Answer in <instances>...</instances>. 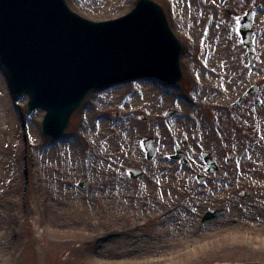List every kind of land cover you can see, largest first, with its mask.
<instances>
[{
    "label": "rangeland",
    "instance_id": "rangeland-1",
    "mask_svg": "<svg viewBox=\"0 0 264 264\" xmlns=\"http://www.w3.org/2000/svg\"><path fill=\"white\" fill-rule=\"evenodd\" d=\"M153 1L164 10L179 41L188 42V50L181 62L182 81L158 92V105L154 108L158 118L153 119L146 109L134 113L142 131L137 141L142 148V157L137 158L142 164L131 167L149 169L145 175L152 179L154 167L160 164L155 163V157L147 158L144 140L179 133L187 134L188 140L191 138L189 154H195L199 160L197 163L191 158L195 162L192 171L204 170L202 150L210 153L219 165V171L210 176L209 184L198 193V181L193 176H181L177 171L166 174L163 167L160 168L161 175L171 176L167 179L171 180L168 186L160 184L161 189L154 188L146 196H121L118 204L115 195L108 200L105 188H108L111 168L117 166L115 168L127 171L129 167L103 160L106 148L109 151L115 143L100 140L98 121L100 118L109 121L110 128L121 136L119 144L128 147L129 137L125 131L130 119L127 94L111 99L107 105L100 100L104 89L87 93L82 102L83 109L72 114L64 135L51 139L43 131L45 110L27 111L28 97L14 93L9 73L0 61V75L10 87L7 94L0 86V110L3 104L9 108L4 118H0V129H10L6 135L0 134V264L264 263V162L256 168L254 177L242 179L240 176L241 166L248 163L252 151L264 140L260 135L264 129V56L257 47L264 21L257 20V16H264V4H260V0H215L223 15L219 17L215 8L213 19L228 21L237 40L232 56L237 61V75L231 92L224 90L215 101L219 105L213 106L207 102L212 96L207 88L206 74L209 72L206 68H214L217 73L224 72L227 66L224 62L211 64L212 48L204 45L211 22L202 24L203 16L198 20L191 17L190 24L180 23L177 28L173 25L171 9L177 19L183 18L185 0H174L178 6L173 2L171 5L169 0ZM66 2L79 15L104 21L130 12L138 0ZM227 5L233 6L229 15L225 11ZM249 9L255 13L253 61L249 59L239 31ZM194 72L199 77L193 75ZM241 72L243 77H239ZM192 76L199 80L193 82ZM253 85H257L258 90L236 104L237 98ZM215 86L217 92L219 86ZM190 89H194L199 97L198 106L192 109H188L187 101ZM117 99L119 102L115 104ZM170 108L178 111L175 118L190 114L189 119L176 122L167 119ZM118 110L121 111L119 115ZM169 127L175 132H162ZM172 139L175 141L176 136ZM7 142L10 144L8 150ZM160 148L158 157L167 159L164 149L168 148ZM232 155L236 160L230 164L228 160ZM89 159L92 163L87 171ZM171 162L175 165L176 160ZM84 178L95 182L101 193L91 195L79 189L77 182ZM43 193L48 195L45 203L41 198ZM216 209L224 210L222 216L203 220L208 211ZM167 210L171 212L168 218ZM115 218L123 221L117 223ZM67 227L76 232H63Z\"/></svg>",
    "mask_w": 264,
    "mask_h": 264
},
{
    "label": "water",
    "instance_id": "water-1",
    "mask_svg": "<svg viewBox=\"0 0 264 264\" xmlns=\"http://www.w3.org/2000/svg\"><path fill=\"white\" fill-rule=\"evenodd\" d=\"M253 31L246 16L240 32L251 58ZM181 50L164 11L150 0H140L129 14L104 22L82 18L65 0H0V57L16 93L29 95L28 111H47L44 131L53 138L64 134L92 88L150 76L180 81ZM147 149L152 157V140ZM208 163L214 172L216 164ZM221 214L209 212L206 219Z\"/></svg>",
    "mask_w": 264,
    "mask_h": 264
},
{
    "label": "bare ground",
    "instance_id": "bare-ground-1",
    "mask_svg": "<svg viewBox=\"0 0 264 264\" xmlns=\"http://www.w3.org/2000/svg\"><path fill=\"white\" fill-rule=\"evenodd\" d=\"M219 1L221 2V0ZM172 2L174 6L177 5L176 1L173 0ZM261 3L264 4V0H260V4ZM183 6H185L184 8L186 9V14H185L186 16L184 15L183 18L178 17L177 19L175 14V20H174L175 23L173 25L177 28L178 27L180 28V23L190 24L193 21L191 20V17L198 20L200 19V16H203L202 24L203 23L208 24L209 22H211L210 29H208L209 33H206V39L204 45L211 46L212 48L213 57L211 59V64L217 65L219 63L224 62L227 66L225 67L226 70H224V72L217 71V73H215L214 68H210V67L206 68L207 72H209L208 74H206L208 80L207 88L210 89L211 91L210 96H212V98L208 99L207 102L209 103V105L218 106L219 105L218 102L215 103V101L220 99V97L225 91L229 90V92H231V87L236 81L235 76L237 75L236 74L237 61L232 56L235 54L237 40L233 35L231 26L228 25L227 23L228 21H226L225 19H221V20L213 19L215 15L213 9L215 8L217 9V14L219 15V17L223 15V12L220 9H218L219 6L215 5V3L212 2V0H193V3H191L190 0H185ZM232 10H233V6L227 5L225 10L226 14L229 15L232 12ZM257 18H258L257 20L260 21L261 19H264V16L263 14H260L259 16H257ZM262 28H263V34L257 41L258 43L257 47H258V51L264 56V21L262 24ZM215 57H217V60ZM262 64H264V61ZM216 75H218V78H215ZM243 76L244 74L241 72V75L239 77H243ZM215 85L219 86L217 92H216L217 87ZM0 86L1 88L4 89V91L7 94L10 93L9 84L8 82L4 81L1 75H0ZM170 87L173 86L166 83L164 84L153 77H146V78H140L130 83H125L110 87L104 92L100 93L101 94L100 100H104L107 103V105L109 104V101L111 99H116L117 96L126 93L127 94L126 103L128 105L127 113L130 115V119L128 122L129 128L125 130L128 134L126 136L129 137L128 147H123L121 144H119V140L121 136L115 134V129L110 128L111 126L109 121H105L102 118H100V120L98 121V127L100 130V140L102 141L105 140L106 143H111L112 145L113 143H115V146L113 148L112 147L109 148V151H108V147L106 148L105 156L102 157L105 158L103 159L105 162H108V164H113V165L123 164L126 165L127 167L142 164V161H140L137 158V156L139 157V155L142 157V148L137 145L138 137L140 136L142 131L140 125L136 122L137 118L134 115V113L146 109L150 111L151 117L153 119L158 118V114L155 113V109H154L157 108L158 105V98L156 97L158 96L159 91H163V88L167 89ZM164 92L166 91L164 90ZM216 93L218 95H216ZM118 102L119 100L117 99L114 103L116 104ZM3 110H5V112H2ZM8 111H9L8 106H5L3 104V109L0 110V118H4L6 112ZM189 115L185 114L179 116L178 119L175 120V122L178 120L182 121L184 120V118L189 119ZM9 118L12 119L10 116ZM151 127L152 126H150V128ZM9 130H10L9 127H7V129L3 128L0 133L1 136L8 134ZM165 131L166 130L162 132ZM260 135H262L264 139V129L262 131V134ZM9 145L10 144L7 142L6 144L7 150L9 149L8 147ZM164 150H165L164 153L169 152V150L166 149ZM157 162L164 166H168L172 164V162H169L168 159H162L161 157H158V155L155 158V163ZM263 162H264V140L262 142H259V144H257V148L254 151H252L248 163H245L241 166L240 169L241 178L247 179L254 177L253 175L256 172V168H259L260 164H262ZM47 197L48 195H46V193H43L41 198L44 203L46 202ZM119 200L120 199H117L115 203L118 204Z\"/></svg>",
    "mask_w": 264,
    "mask_h": 264
},
{
    "label": "flooded vegetation",
    "instance_id": "flooded-vegetation-1",
    "mask_svg": "<svg viewBox=\"0 0 264 264\" xmlns=\"http://www.w3.org/2000/svg\"><path fill=\"white\" fill-rule=\"evenodd\" d=\"M177 114H178V111L177 110L174 111V116H177ZM173 132H175V131H173ZM172 136H176L175 141H173ZM191 137H193V135ZM169 138H171V139L169 140ZM189 140H187V134L176 133L174 135H167V137L166 136L162 137V135H156V138H154V142H155L156 147L163 146V147L168 148L169 150H172V151L175 150V152H176V149L179 148V150L182 152V158L180 160H177L178 165L176 167H175V165H173V166H170V165L161 166V164L158 165L157 167H154L155 170L153 171V173H155V176L152 179H149L145 175L149 170L147 168H141V167H134V168L131 167L130 168L129 167V169H127V171H125L124 169H121L120 167L115 168L117 166L113 167L114 171L111 168V171L108 174V188H105L106 190H108V200L113 199V198H111L112 195H115L116 198H118V199H122L121 196L126 197L127 195H129L130 198L134 195L146 196V195H148V193L151 194L156 188H158V190L161 189L160 188L161 185H167L168 186V184L171 180L167 181V179L171 178V176L169 175L167 177H163L161 175L160 168H163V167H164V169H166L165 170L166 174H170V172H172V171H177V173L180 174L181 176H186L188 174V176H193V178H195L196 181H199L201 178H203V179H205L204 184L207 183L209 181V179L205 175L208 174V167L206 166L205 161L203 162L204 163L203 164L204 165L203 171L202 170L201 171L197 170V172L192 171L191 166H193L194 161L191 158L195 159L197 161V163L199 162V160L197 158H195V154H193V155L189 154V146H190ZM162 141H163V144H162ZM169 155H170L171 159H175L176 155H174L172 153ZM168 161L171 162V160H169V159H168ZM201 164H202V162H201ZM116 169H118L119 171H122V172L124 171L123 174H119L116 171ZM138 173L139 174L141 173V174L138 175ZM163 178H164V180H162ZM92 183H93V181H88L87 178L80 179L77 182V187L79 189L83 190L87 194H91V195L100 194L101 193L100 187H98L95 182L93 183V185H92ZM185 183L187 184V181H185L184 184ZM171 187L172 186L170 185L169 188H171ZM160 193H159V195H160ZM109 215H110V213H108V219L110 220L111 218H109ZM119 219L115 218V222L119 223V222L123 221V220H119ZM63 232L75 233L76 231L68 229V227H67L66 230H64Z\"/></svg>",
    "mask_w": 264,
    "mask_h": 264
},
{
    "label": "snow or ice",
    "instance_id": "snow-or-ice-1",
    "mask_svg": "<svg viewBox=\"0 0 264 264\" xmlns=\"http://www.w3.org/2000/svg\"><path fill=\"white\" fill-rule=\"evenodd\" d=\"M212 2L215 3V0H212ZM236 22H237V23L239 22V18H237V21H236Z\"/></svg>",
    "mask_w": 264,
    "mask_h": 264
}]
</instances>
